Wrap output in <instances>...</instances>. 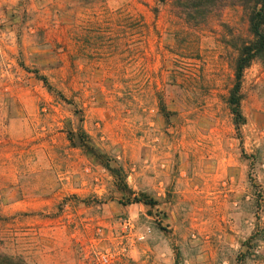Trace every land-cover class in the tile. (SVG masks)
Here are the masks:
<instances>
[{"label":"rangeland","instance_id":"rangeland-1","mask_svg":"<svg viewBox=\"0 0 264 264\" xmlns=\"http://www.w3.org/2000/svg\"><path fill=\"white\" fill-rule=\"evenodd\" d=\"M242 4L0 0V253L264 264V62L239 129L227 103Z\"/></svg>","mask_w":264,"mask_h":264},{"label":"trees","instance_id":"trees-1","mask_svg":"<svg viewBox=\"0 0 264 264\" xmlns=\"http://www.w3.org/2000/svg\"><path fill=\"white\" fill-rule=\"evenodd\" d=\"M165 1V0H161ZM226 0H172L176 11L190 20H204L208 14L218 12ZM246 10L248 35L234 40L233 47L237 55L234 60V82L229 91L227 103L233 115L234 123L239 129L245 123L242 113V78L244 70L255 60L264 62V0H238ZM248 3V4H247ZM252 3V4H249ZM49 91L52 86L46 77L38 74ZM60 97L62 94L57 92ZM164 110V106H161ZM0 264H27L19 258L0 253Z\"/></svg>","mask_w":264,"mask_h":264},{"label":"built area","instance_id":"built-area-1","mask_svg":"<svg viewBox=\"0 0 264 264\" xmlns=\"http://www.w3.org/2000/svg\"><path fill=\"white\" fill-rule=\"evenodd\" d=\"M103 260H104V262H106V261H107V259H106V258H103Z\"/></svg>","mask_w":264,"mask_h":264}]
</instances>
